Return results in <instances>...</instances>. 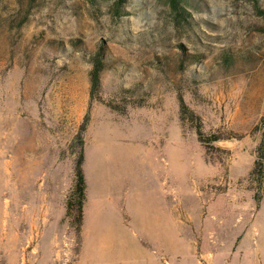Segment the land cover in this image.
Returning <instances> with one entry per match:
<instances>
[{"label":"rangeland","instance_id":"1","mask_svg":"<svg viewBox=\"0 0 264 264\" xmlns=\"http://www.w3.org/2000/svg\"><path fill=\"white\" fill-rule=\"evenodd\" d=\"M262 144L264 0H0V264H264ZM103 165L146 258L94 254ZM142 191L172 218L166 249L127 212Z\"/></svg>","mask_w":264,"mask_h":264},{"label":"crops","instance_id":"2","mask_svg":"<svg viewBox=\"0 0 264 264\" xmlns=\"http://www.w3.org/2000/svg\"><path fill=\"white\" fill-rule=\"evenodd\" d=\"M105 171L106 166L99 167V174L95 183L93 212L91 221H89V234L93 235L94 238V254L99 261L105 263L111 262L115 257L122 259L146 258L147 255L139 243L129 238L128 233L121 228L118 222L117 205L113 203L106 205L104 202L105 195H119L121 188V182L117 178L116 181L110 179V176L106 175L107 171ZM177 205H179V209L181 207L180 201ZM126 209L140 229L144 231L156 230L157 235L162 239L160 245H163L166 249V236H173L171 232H167V228H169V225L171 227L174 224L171 216L166 219L160 200L142 191L137 197H129ZM165 219L169 224L166 222L165 232H163L160 229L162 227L161 223ZM146 233L148 234V232Z\"/></svg>","mask_w":264,"mask_h":264},{"label":"trees","instance_id":"3","mask_svg":"<svg viewBox=\"0 0 264 264\" xmlns=\"http://www.w3.org/2000/svg\"><path fill=\"white\" fill-rule=\"evenodd\" d=\"M98 72H99L98 67H95L91 72V86L93 89L97 88L98 86ZM197 135L199 138L203 137V133L201 132L200 127H198L197 129ZM82 162H83V156L81 155L76 166V171H75L76 179L74 182L73 190L70 196L68 197L66 203V214L68 215L69 212H71L72 210L75 211L76 213L75 219L78 227H80L82 223V209L85 203V189H86L85 179L81 169ZM250 177L253 178L255 182L258 183L259 186L262 185V181L264 178V144H262L258 148V155L256 156V160L250 172Z\"/></svg>","mask_w":264,"mask_h":264},{"label":"bare ground","instance_id":"4","mask_svg":"<svg viewBox=\"0 0 264 264\" xmlns=\"http://www.w3.org/2000/svg\"><path fill=\"white\" fill-rule=\"evenodd\" d=\"M126 150V149H125ZM125 153H128V150L125 151ZM115 154V162H120L121 155L123 154V149L120 146H117L116 149L114 150Z\"/></svg>","mask_w":264,"mask_h":264}]
</instances>
